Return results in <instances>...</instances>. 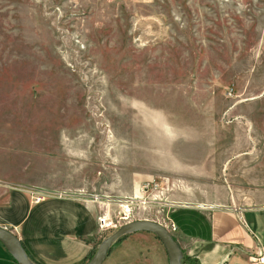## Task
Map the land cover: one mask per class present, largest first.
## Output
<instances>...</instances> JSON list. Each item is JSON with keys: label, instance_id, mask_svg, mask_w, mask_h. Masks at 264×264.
Returning a JSON list of instances; mask_svg holds the SVG:
<instances>
[{"label": "rangeland", "instance_id": "1", "mask_svg": "<svg viewBox=\"0 0 264 264\" xmlns=\"http://www.w3.org/2000/svg\"><path fill=\"white\" fill-rule=\"evenodd\" d=\"M10 86L35 87L34 98L11 101ZM254 96H264V0H0V113L12 118L14 104L42 117L37 129L74 130L76 149L90 151L82 198L111 219L122 201L136 203L129 222L165 216L161 197L126 195L134 182L146 189L145 176L167 181L149 161L210 140L184 137L203 127L188 105Z\"/></svg>", "mask_w": 264, "mask_h": 264}, {"label": "crops", "instance_id": "2", "mask_svg": "<svg viewBox=\"0 0 264 264\" xmlns=\"http://www.w3.org/2000/svg\"><path fill=\"white\" fill-rule=\"evenodd\" d=\"M27 89L22 94L10 86L4 96L30 101L36 88ZM220 104L205 98L188 105V115L203 127L184 137L205 131L210 140L203 147L166 152L168 164L149 161L150 169L167 173L162 177L167 181L152 178L159 174L145 176L148 187L134 182L126 196L167 201V213L156 222L165 226L169 219L182 253L199 264H252L251 258L264 256V96ZM13 105L6 108L18 111L12 118L0 113V128L12 132L0 133V227L11 231L38 264H85L104 238L97 219L105 208L81 195L92 186L84 179L90 151L76 149L74 130L37 129L42 117ZM20 123H31L32 130ZM180 171L187 173L179 177ZM0 264H18L1 243ZM102 264H168V259L153 234L137 232L113 244Z\"/></svg>", "mask_w": 264, "mask_h": 264}, {"label": "water", "instance_id": "3", "mask_svg": "<svg viewBox=\"0 0 264 264\" xmlns=\"http://www.w3.org/2000/svg\"><path fill=\"white\" fill-rule=\"evenodd\" d=\"M137 232L153 234L163 245L168 264H181L183 253L173 239L171 232L160 223L151 220L132 221L121 226L99 244L94 255L85 264H102L107 257L109 249L117 240ZM0 243L18 264H36L28 258L17 237L3 227H0Z\"/></svg>", "mask_w": 264, "mask_h": 264}, {"label": "built area", "instance_id": "4", "mask_svg": "<svg viewBox=\"0 0 264 264\" xmlns=\"http://www.w3.org/2000/svg\"><path fill=\"white\" fill-rule=\"evenodd\" d=\"M230 94V92H229ZM39 198L35 199V202H37ZM121 207L120 213L115 217L114 219H111L105 215L99 217L97 219L98 222V229L101 232L110 231L112 229H116L122 224L129 222L131 220L132 214H133V208L135 207L136 203L135 201H122L119 203ZM167 230L172 232L176 230V227L173 223H171L169 226H167ZM252 264H264V256H257L256 258L250 259Z\"/></svg>", "mask_w": 264, "mask_h": 264}, {"label": "trees", "instance_id": "5", "mask_svg": "<svg viewBox=\"0 0 264 264\" xmlns=\"http://www.w3.org/2000/svg\"><path fill=\"white\" fill-rule=\"evenodd\" d=\"M125 237V236H124ZM124 237L120 238L119 240H117L115 243L119 242L120 240H122ZM157 238V237H156ZM158 239V238H157ZM114 243V244H115ZM22 245V244H21ZM23 246V245H22ZM24 248V247H23ZM26 255L27 252L25 251ZM29 258V257H28ZM30 259V258H29ZM31 260V259H30ZM32 261V260H31ZM34 262V261H33ZM36 263V262H34ZM38 264V263H36ZM181 264H199V261L196 258H192L189 256H186L183 254L182 259H181Z\"/></svg>", "mask_w": 264, "mask_h": 264}]
</instances>
